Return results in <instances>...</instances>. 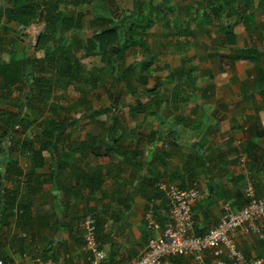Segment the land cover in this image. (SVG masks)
I'll list each match as a JSON object with an SVG mask.
<instances>
[{
    "label": "crops",
    "instance_id": "1",
    "mask_svg": "<svg viewBox=\"0 0 264 264\" xmlns=\"http://www.w3.org/2000/svg\"><path fill=\"white\" fill-rule=\"evenodd\" d=\"M246 3L252 7L242 21L226 12L214 17L206 6L199 20L187 22L196 30L174 39L176 55H168L177 62L164 73L177 72L182 86L167 84L165 94L164 84L146 89L148 115L130 118V134L111 126L108 133L85 132L64 159L42 151L39 165L31 156L26 163L18 149L0 148V258L26 254L25 264H33L32 256L63 254V264H87L82 221L92 214L110 262L130 259L167 221L159 182L197 184L196 234L220 220L224 203L244 204L247 181L264 197V0ZM239 49L242 57H233ZM237 245L246 257H264L252 235H239ZM173 260L194 264L184 256Z\"/></svg>",
    "mask_w": 264,
    "mask_h": 264
},
{
    "label": "rangeland",
    "instance_id": "2",
    "mask_svg": "<svg viewBox=\"0 0 264 264\" xmlns=\"http://www.w3.org/2000/svg\"><path fill=\"white\" fill-rule=\"evenodd\" d=\"M31 1L0 0V11L13 8L18 16V20L0 17V65L20 61L27 78L48 77L53 84L49 90L45 86L39 96L36 90H29L27 83L5 86L0 77V148L18 149L26 163L31 154L20 147L21 142L32 141L38 147L45 133L60 137L55 147L61 159L66 157V149L78 146L87 132L97 133L106 128L108 133L111 126L130 134L135 122L130 118L148 115L145 106L150 92L146 89L155 84H164L166 88L168 84L173 90L182 86L177 72L174 76L164 74L171 63L177 62L170 58L176 55L174 39L181 35L178 31L182 25L195 31L187 22L199 20L203 7L214 3L213 0H87L74 4L70 0H38L41 4L38 11L51 15L61 12L71 21L66 27L59 22V16L55 17L50 36L56 51L77 59L81 67L78 80L62 86L54 82V67L37 51L36 35L44 30L45 20L38 16L31 19L33 11L19 9ZM145 24L147 29L139 28ZM106 25L116 27L118 47L126 45L125 39L130 35L145 41L146 49L131 46L119 53H107L101 60L88 57L86 40ZM143 53L152 60L147 71L140 68ZM167 91L170 89H165L164 94ZM114 118L119 124L112 122ZM124 118L131 124L121 123ZM59 126L65 128L61 131Z\"/></svg>",
    "mask_w": 264,
    "mask_h": 264
},
{
    "label": "built area",
    "instance_id": "3",
    "mask_svg": "<svg viewBox=\"0 0 264 264\" xmlns=\"http://www.w3.org/2000/svg\"><path fill=\"white\" fill-rule=\"evenodd\" d=\"M157 186L165 193L168 208L161 234L148 238L136 256L111 263L96 237V220L87 214L82 221V248L87 264H173L176 256L190 258L194 264H264V257H246L237 245L242 234L256 237L264 246V197L257 195L250 181L243 189L244 204L233 208L224 203L220 220L202 234L194 232L193 209L200 198L197 184L181 187L159 182ZM17 236L29 237L24 232ZM25 258L26 254L20 260L0 258V264H25ZM65 258L63 254L53 260L31 257L33 264H63Z\"/></svg>",
    "mask_w": 264,
    "mask_h": 264
},
{
    "label": "trees",
    "instance_id": "4",
    "mask_svg": "<svg viewBox=\"0 0 264 264\" xmlns=\"http://www.w3.org/2000/svg\"><path fill=\"white\" fill-rule=\"evenodd\" d=\"M74 4H80L82 2H86L87 0H70ZM214 3L208 4L209 10L212 12L211 14L214 17H218L221 13L226 12L227 15H235L237 16L238 20L242 21L243 13H248L249 9L252 7L251 3H246L245 5L242 4V0H213ZM244 2V0H243ZM31 4L23 5L19 7L20 11H33L32 18L38 16L39 18L45 20L44 30L39 34L36 45L37 51L41 55V57L45 60V62L54 67L56 72V79H54L55 83H61L62 86H68L73 82H76L79 78V71L81 70L80 65L75 60H72V56L65 55L58 53L54 46L51 43V32L53 31L54 22L56 21L55 17H60L59 22L66 27L71 23L70 19L66 18L61 12L56 14H49L47 12L38 11L41 4L38 0H32ZM243 6L246 9H243ZM250 7V8H249ZM13 8H4L0 11L1 15H5L8 19H15L18 20V16L16 12L13 11ZM206 14L207 11L203 10V14ZM49 14L48 17L43 18L42 15ZM147 26L142 25L139 28L145 29ZM130 28V27H129ZM131 29V28H130ZM147 29V28H146ZM99 33L96 35L91 36L86 40L85 47L88 57L94 59L101 60L105 57L107 53H119L124 51V49H128L131 46H138L140 50L146 49V42L141 39H135L134 37L128 35L125 39L126 45L122 47H118V41L120 38L118 37V32L114 25L110 26H103L102 28L98 29ZM181 32L182 36L187 35L186 29H180L178 31ZM243 50L239 49L235 51L233 57L239 58L242 57ZM144 59L140 63V68L147 71L152 64L151 58L147 56L146 53H143ZM24 64H21L20 61H11L9 63H5L0 65V77L4 80L5 86L16 85L21 82L27 83L29 86L30 91H37V94L43 95L44 87H47V90L53 86L51 83L52 79L48 77H26L25 72H23ZM50 87V88H49ZM136 105H139L137 103ZM62 122L61 120L59 121ZM13 128V127H12ZM65 126H59V130H63ZM45 139H41L39 142L38 147H35L34 142L23 140L20 144V147L26 151L30 152L31 158H33V164H42L44 163V159L41 155L42 151H49L52 154H56V147L55 143L59 141L60 137L58 135H52L50 132L47 134L45 133ZM62 139V138H61ZM56 162V161H55ZM8 166V164H7ZM13 206L14 201L10 202ZM10 205V206H11ZM11 206V208H12ZM21 208L24 210L25 206L20 205ZM174 264V260H173Z\"/></svg>",
    "mask_w": 264,
    "mask_h": 264
},
{
    "label": "bare ground",
    "instance_id": "5",
    "mask_svg": "<svg viewBox=\"0 0 264 264\" xmlns=\"http://www.w3.org/2000/svg\"><path fill=\"white\" fill-rule=\"evenodd\" d=\"M31 31H32V33H33V34H35V33H36V32H34V29H33V28H32V30H31Z\"/></svg>",
    "mask_w": 264,
    "mask_h": 264
},
{
    "label": "water",
    "instance_id": "6",
    "mask_svg": "<svg viewBox=\"0 0 264 264\" xmlns=\"http://www.w3.org/2000/svg\"><path fill=\"white\" fill-rule=\"evenodd\" d=\"M38 37V34L36 35V38Z\"/></svg>",
    "mask_w": 264,
    "mask_h": 264
}]
</instances>
